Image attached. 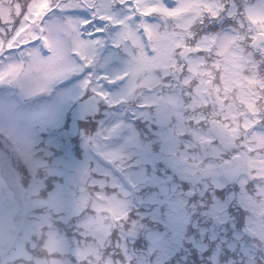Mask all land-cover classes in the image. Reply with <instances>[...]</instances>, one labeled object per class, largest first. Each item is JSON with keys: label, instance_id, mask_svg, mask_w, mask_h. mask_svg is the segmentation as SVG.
I'll use <instances>...</instances> for the list:
<instances>
[{"label": "snow or ice", "instance_id": "1", "mask_svg": "<svg viewBox=\"0 0 264 264\" xmlns=\"http://www.w3.org/2000/svg\"><path fill=\"white\" fill-rule=\"evenodd\" d=\"M0 264H264V0H0Z\"/></svg>", "mask_w": 264, "mask_h": 264}]
</instances>
